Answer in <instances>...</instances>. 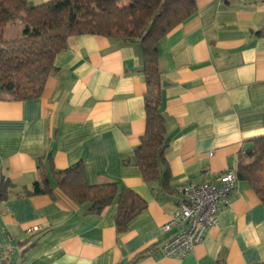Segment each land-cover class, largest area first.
Segmentation results:
<instances>
[{
    "label": "crops",
    "instance_id": "obj_1",
    "mask_svg": "<svg viewBox=\"0 0 264 264\" xmlns=\"http://www.w3.org/2000/svg\"><path fill=\"white\" fill-rule=\"evenodd\" d=\"M40 4L49 0H28ZM195 15L158 43L168 188L145 182L134 151L146 128L143 51L138 43L81 34L55 58L42 95L0 100V245L5 264H256L264 262V204L238 180L204 241L184 258L164 255L163 224L179 188L237 169L264 136V0H198ZM40 158L58 170L82 161L90 184L115 182L146 202L124 232L118 200L90 214L54 184L29 195ZM165 168V167H164ZM40 230L29 233L30 227Z\"/></svg>",
    "mask_w": 264,
    "mask_h": 264
},
{
    "label": "trees",
    "instance_id": "obj_2",
    "mask_svg": "<svg viewBox=\"0 0 264 264\" xmlns=\"http://www.w3.org/2000/svg\"><path fill=\"white\" fill-rule=\"evenodd\" d=\"M198 0H49L32 5L28 0H0V100H27L42 95L55 58L67 47L69 37L95 34L126 43H138L143 51L146 95V128L135 148V164L145 182L161 181L168 188L165 152L167 137L161 110L162 73L158 66V43L175 27L196 14ZM22 20L23 31L6 37L8 26ZM165 167V168H164ZM238 180L247 182L264 204V136L251 140L241 153ZM54 184L90 214H101L116 199L119 232L147 206L134 190L117 183L90 184L84 163L58 170L52 160L40 158L38 179L29 195L53 194ZM11 181L0 183V200L8 196ZM264 264V262L256 263Z\"/></svg>",
    "mask_w": 264,
    "mask_h": 264
},
{
    "label": "built area",
    "instance_id": "obj_3",
    "mask_svg": "<svg viewBox=\"0 0 264 264\" xmlns=\"http://www.w3.org/2000/svg\"><path fill=\"white\" fill-rule=\"evenodd\" d=\"M237 182V169H228L215 179L180 187L179 208L162 226L163 232L171 235L160 246L161 252L168 257L184 258L201 244L209 229L219 223L220 211L229 204ZM39 230V226H34L28 232ZM0 264H5L1 245Z\"/></svg>",
    "mask_w": 264,
    "mask_h": 264
},
{
    "label": "rangeland",
    "instance_id": "obj_4",
    "mask_svg": "<svg viewBox=\"0 0 264 264\" xmlns=\"http://www.w3.org/2000/svg\"><path fill=\"white\" fill-rule=\"evenodd\" d=\"M24 23L22 20L16 21L15 24L8 26L6 29V37L7 38H15L20 35L23 31Z\"/></svg>",
    "mask_w": 264,
    "mask_h": 264
}]
</instances>
